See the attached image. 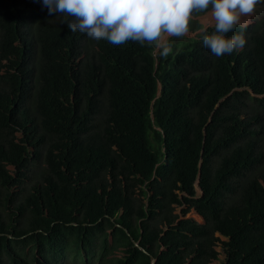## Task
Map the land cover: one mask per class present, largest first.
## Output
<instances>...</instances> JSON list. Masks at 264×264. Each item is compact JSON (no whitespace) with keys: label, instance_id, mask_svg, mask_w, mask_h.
I'll use <instances>...</instances> for the list:
<instances>
[{"label":"trees","instance_id":"16d2710c","mask_svg":"<svg viewBox=\"0 0 264 264\" xmlns=\"http://www.w3.org/2000/svg\"><path fill=\"white\" fill-rule=\"evenodd\" d=\"M64 19L0 0V264H264V12L220 58Z\"/></svg>","mask_w":264,"mask_h":264},{"label":"clouds","instance_id":"9594fccd","mask_svg":"<svg viewBox=\"0 0 264 264\" xmlns=\"http://www.w3.org/2000/svg\"><path fill=\"white\" fill-rule=\"evenodd\" d=\"M42 3L49 15L58 13L65 17L61 23H66L72 32L79 31L92 40H106L115 46L127 42L147 44L164 58L172 52L170 40L188 36L190 21L210 9L211 22L200 29L202 42L213 56L220 58L244 48L247 41L243 30L264 0H42ZM209 27L214 30L208 32ZM237 27L241 29L239 33H235Z\"/></svg>","mask_w":264,"mask_h":264},{"label":"rangeland","instance_id":"374dc122","mask_svg":"<svg viewBox=\"0 0 264 264\" xmlns=\"http://www.w3.org/2000/svg\"><path fill=\"white\" fill-rule=\"evenodd\" d=\"M263 12H264V4L258 5L257 8L255 9L253 15H252L253 17L250 18V21L259 18ZM210 22H211V18H210V9H209L207 13H202L199 16H197V18L194 21H190L191 31H190V34L186 37L194 36L197 32H200V29L204 25L209 24ZM196 24L201 25V28H197ZM180 39H182V38H178V39L173 38L170 41H171V43H175ZM42 168H43L42 162L38 161V162L31 163V166L29 167V171H28V174L30 175L31 179L30 180L27 179L26 181H24L23 185L25 186V190H27L28 187L30 186V184L32 183V181L36 179L39 172L42 171ZM195 189H196V192L199 193V190L196 186H195ZM0 211L3 212V210L1 208H0ZM178 211H179V208L176 207L174 209V212H178ZM185 216L192 218L197 222H200V223L202 222V218H200V216H198L192 209H190L189 212L185 214ZM214 249L219 252L217 257L222 258V253L219 251L220 248L218 246H215ZM213 262L217 263V261H213Z\"/></svg>","mask_w":264,"mask_h":264},{"label":"water","instance_id":"95a60500","mask_svg":"<svg viewBox=\"0 0 264 264\" xmlns=\"http://www.w3.org/2000/svg\"><path fill=\"white\" fill-rule=\"evenodd\" d=\"M153 261H154V259L152 258V259H151V263H150V264H152V263H153Z\"/></svg>","mask_w":264,"mask_h":264}]
</instances>
